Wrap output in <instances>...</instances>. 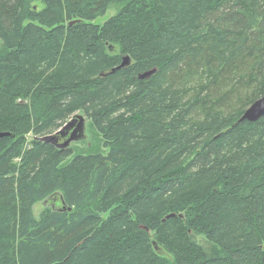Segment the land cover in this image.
<instances>
[{"label": "trees", "instance_id": "trees-1", "mask_svg": "<svg viewBox=\"0 0 264 264\" xmlns=\"http://www.w3.org/2000/svg\"><path fill=\"white\" fill-rule=\"evenodd\" d=\"M263 94L264 0H0V264H264Z\"/></svg>", "mask_w": 264, "mask_h": 264}, {"label": "water", "instance_id": "water-1", "mask_svg": "<svg viewBox=\"0 0 264 264\" xmlns=\"http://www.w3.org/2000/svg\"><path fill=\"white\" fill-rule=\"evenodd\" d=\"M75 20L68 22V25L74 23ZM130 63L129 56L125 55L122 57L120 64L113 68L111 71H114L117 68H122L127 66ZM109 71V72H111ZM155 69L146 71L139 75V77H147L149 74H152ZM108 72V73H109ZM264 111V94L252 102L243 112L240 119L255 120L257 119ZM84 116L80 114H74L73 117L66 123L63 124L59 129L51 134H47L39 138L40 141L50 143L57 148H66L72 141H79L84 138ZM6 135L5 132H0V137ZM173 216V214H169ZM155 249H158L154 246Z\"/></svg>", "mask_w": 264, "mask_h": 264}, {"label": "rangeland", "instance_id": "rangeland-1", "mask_svg": "<svg viewBox=\"0 0 264 264\" xmlns=\"http://www.w3.org/2000/svg\"><path fill=\"white\" fill-rule=\"evenodd\" d=\"M34 4H35V6H37V9H41L43 7V4L40 1H36V3H34ZM119 6H120L119 4L109 5L108 8L106 9L105 13L103 15L97 17L96 19H94L92 22H95V23H98V24L103 23L108 17L114 15L118 11ZM76 114L83 115L82 112H78ZM73 115L70 118L66 119L65 122H63V124H66L73 117ZM84 118H85V116H84ZM84 122H85V124H84V138L82 140H79V141H72L67 146V148H71L73 151H76L78 149H81L83 151L100 150V148H101V140H100L99 135L94 132V130L92 129V127L90 126V124H89V122L87 121L86 118L84 119ZM55 131H53V132H55ZM27 137H28V139H30L32 137V134H28ZM50 204H52V205H54L56 207L61 206V202L58 199H52V200H46V201H38V202L34 203V205H33V215H34V217L38 218L39 215H40V212L42 211V209L45 206H49ZM157 251H158V249H157ZM167 256L170 259V256L169 255H167Z\"/></svg>", "mask_w": 264, "mask_h": 264}, {"label": "bare ground", "instance_id": "bare-ground-1", "mask_svg": "<svg viewBox=\"0 0 264 264\" xmlns=\"http://www.w3.org/2000/svg\"><path fill=\"white\" fill-rule=\"evenodd\" d=\"M67 148V147H66ZM58 149H60V148H58ZM61 149H64V148H61Z\"/></svg>", "mask_w": 264, "mask_h": 264}]
</instances>
